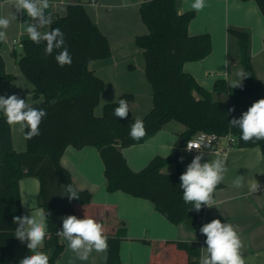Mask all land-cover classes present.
<instances>
[{
  "label": "trees",
  "instance_id": "1",
  "mask_svg": "<svg viewBox=\"0 0 264 264\" xmlns=\"http://www.w3.org/2000/svg\"><path fill=\"white\" fill-rule=\"evenodd\" d=\"M239 1H254L264 18V0ZM174 3L175 0H142L139 7L147 34L136 38L135 44L143 52L145 76L152 90V109L142 119L147 134L140 140H132L129 136L134 120L114 115L119 101L106 105L100 118L93 115L103 83L87 70V66L92 61L109 58L110 45L92 23L82 3L69 6L63 18H52L50 24V30L60 28L64 32L72 55L71 66L59 67L54 59L55 51L52 56L45 57L44 43L36 45L30 39L22 42L23 54L17 66L34 87V99L44 97L42 103L32 106L44 108L48 115L40 125L41 134L31 140L25 139L26 152L17 153L12 146L10 126L0 112V264H19L20 261L14 255V233L18 225L13 223V217L22 216L18 184L24 178L39 181L38 205L51 213L48 234L40 249L49 251V264H55L64 249L57 231L62 229L61 218L67 215L80 219L88 217L100 223L109 245L105 264H120L119 234L125 225L120 223L118 228L106 233V214L91 208V196L87 191H79V200L68 199L65 185L73 183L69 172L60 164L67 147L77 150L93 147L98 151L108 193L121 192L149 201L170 223H182L188 229L197 228L198 217L204 213L205 206L197 212L191 203L183 200V189L179 187L182 174L179 156L185 143L198 133L219 138L230 135L235 139L236 148L258 147L264 153V140L246 144L240 139V130L229 124L233 117L239 118L255 101L264 97L248 57L247 35L229 32L239 44L240 65L248 74L246 85L234 90L225 82L217 81L214 89L229 93L230 103L212 102L210 94L182 71L184 63L208 56L210 38L208 35L190 37L187 27L193 14L178 15ZM6 80L12 77L6 73L0 55V82ZM194 91L198 99L193 96ZM120 99L130 101L132 97L125 95ZM52 100L56 103L51 104ZM233 108L235 110L230 111ZM172 121L182 124L186 131L170 157H154L140 172H131L121 150L145 143ZM169 164H175L176 171L162 174L161 170ZM163 251L168 255V264H191L199 257L197 247L168 241L151 253L149 264H163Z\"/></svg>",
  "mask_w": 264,
  "mask_h": 264
},
{
  "label": "crops",
  "instance_id": "2",
  "mask_svg": "<svg viewBox=\"0 0 264 264\" xmlns=\"http://www.w3.org/2000/svg\"><path fill=\"white\" fill-rule=\"evenodd\" d=\"M85 0H48L46 15L51 18H63L67 8ZM194 0H175V11L178 15L193 14L188 23L187 33L190 37L208 35L210 53L204 59L186 62L182 71L191 76L196 84L210 94L212 102L230 103L229 93L214 89L217 81H223L231 89L240 82L238 75L240 65L239 44L230 30L247 35L248 57L255 77L264 92V18L254 1L239 0H205V7L199 12L191 8ZM142 0H97L95 5H84L86 12L100 33L110 45V57L92 61L87 70L103 83L99 104L93 115L100 118L106 105L119 101L122 96L129 95L130 112L128 119H143L152 109V90L145 76V64L142 50L135 44V39L147 34V28L140 18L139 7ZM0 17L10 20L6 30V39L0 41V55L6 73L12 80L0 82V96L15 94L29 102L40 104L43 96L34 99V87L21 74L17 61L22 56V42L29 40L26 31L31 18L26 14L15 13L13 0H0ZM41 32L50 31V25L41 28ZM193 96L198 99L194 91ZM264 98V97H263ZM2 115L4 113L0 111ZM5 117V116H4ZM10 126V125H9ZM186 128L175 121L165 125L153 137L141 145L121 150L129 170L138 173L144 169L154 157L168 158ZM12 146L15 152L27 150L26 141L19 125L10 126ZM222 145H224L222 143ZM173 147L170 153L169 147ZM255 148L239 149L234 145L222 153H205L202 163L216 158L227 159L225 179L221 182L213 198L217 203L207 207L197 228L188 229L184 224L174 225L156 211L146 200L133 198L121 192L108 193L104 177V165L98 151L93 147L77 150L67 147L60 160L72 183L79 191H87L91 196V208L102 210L106 214L105 232L118 228L124 223L125 228L119 234L120 264H149L151 253L163 246L165 242H182L199 249L198 259L191 264H199L201 248L207 247L206 236L199 229L213 219L238 226V234L242 240V256L245 264H264V159H257ZM260 150V149H259ZM261 151V150H260ZM262 153V152H261ZM181 157L183 160L181 161ZM190 154L181 148L179 161L181 173L186 171L192 161ZM175 164H169L162 174H173ZM244 176V187L236 189L232 181L237 176ZM258 182L257 192L249 191V185ZM20 203L23 215L40 208L38 205L39 181L36 178H24L18 184ZM123 237V238H122ZM64 249L55 264H105L106 253L95 250L86 261H81L68 248V242L60 236ZM43 249V246L38 250ZM49 256V251H42ZM27 242L21 243L17 238L14 244V255L20 260L30 255ZM163 264H168V255L163 251Z\"/></svg>",
  "mask_w": 264,
  "mask_h": 264
},
{
  "label": "clouds",
  "instance_id": "3",
  "mask_svg": "<svg viewBox=\"0 0 264 264\" xmlns=\"http://www.w3.org/2000/svg\"><path fill=\"white\" fill-rule=\"evenodd\" d=\"M15 13L26 14L31 18L27 24L26 31L30 40L36 44H45L44 56H52L56 52L54 59L58 66L63 68L71 66L72 55L69 52L65 40V34L60 28H54L47 32L40 29L52 23V18L46 15L45 10L49 8L48 0H13ZM205 0H194L191 8L197 12L205 7ZM8 18L0 17V41L6 39V30L9 26ZM58 50V51H57ZM172 54L175 51L172 50ZM240 82L233 87H242V81L248 77L243 70L238 74ZM55 104L56 101H50ZM235 109H230L234 111ZM0 111L4 113L6 122L10 126L19 125L21 133L26 140H31L39 136L40 125L48 112L44 108L33 107L29 98L22 99L12 94L7 97L0 96ZM130 106L127 99H120L118 107L114 109V115L118 118H127ZM229 124L233 128H238L241 132L240 139L246 144L249 142L264 140V98L255 101L247 111L243 112L239 118L233 117ZM147 134L146 125L143 120L137 118L130 125L129 136L132 140H140ZM201 142L189 141L187 150L201 149ZM173 147H169L171 153ZM257 159H264V153L259 148L256 149ZM204 159L203 151L194 156L187 165L179 179V187L183 189V200L191 203L193 209L199 212L202 206L213 207L217 201L213 198L217 186L224 181L227 169V159L216 158ZM183 157H181V161ZM233 187L240 189L244 187V176H237L232 181ZM258 182L249 185V191L257 192ZM68 193L67 197L71 201L79 200V189L72 184L65 185ZM22 205H27V201H21ZM31 214L14 216L13 223L18 225L14 236L21 243L27 242L30 255L22 258L19 264H49L50 257L38 249L44 244L48 234V221L50 212L44 208H36L30 211ZM62 219V229L57 231V235L62 236L68 242V248L74 252L78 259L86 261L89 259L93 250L98 253H106L109 245L107 237L103 234V226L92 218H78L75 215H67ZM238 226L230 223L221 222L220 219H213L204 224L200 233L206 236L205 244L207 247L201 248L199 264H245L242 256V240L238 234Z\"/></svg>",
  "mask_w": 264,
  "mask_h": 264
},
{
  "label": "built area",
  "instance_id": "4",
  "mask_svg": "<svg viewBox=\"0 0 264 264\" xmlns=\"http://www.w3.org/2000/svg\"><path fill=\"white\" fill-rule=\"evenodd\" d=\"M85 3H83L82 1H80V3H82L83 5H95L97 3V0H85ZM201 149H192L191 151L187 150V145L189 143V141L191 142H201ZM189 141H187L185 143V145L183 146L182 150L184 152H186L187 154H190L192 158H194V156L198 155L200 151H203V153H222L224 152L226 149H228L229 147L234 145V141L235 139L233 137H231L230 135H227L226 137L223 138H219L216 135H209V134H205V133H198L196 136H194L192 139H190ZM222 143L224 145H222ZM207 208V206H205V209ZM205 211V210H204ZM204 214V213H203ZM202 214V215H203ZM202 216L198 217V225L201 221Z\"/></svg>",
  "mask_w": 264,
  "mask_h": 264
}]
</instances>
